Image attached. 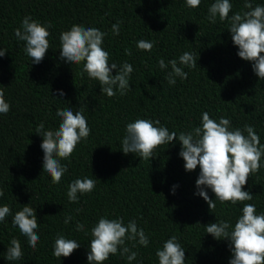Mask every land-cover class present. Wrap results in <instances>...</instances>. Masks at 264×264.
<instances>
[{
  "label": "trees",
  "instance_id": "1",
  "mask_svg": "<svg viewBox=\"0 0 264 264\" xmlns=\"http://www.w3.org/2000/svg\"><path fill=\"white\" fill-rule=\"evenodd\" d=\"M214 2L201 0L193 9L185 0H0V49L7 50L0 57V85L10 104V111L0 114L4 192L0 206L11 209L0 222V264H88L91 228L102 217L122 219L125 226L135 220L149 240L147 247L138 240L126 241L130 252L110 255L104 264H159L156 251L172 236L185 249V264H229V241L216 240L205 226L227 221L234 227L245 203L254 204L257 214L264 213V157L262 167L242 189L253 199L235 205L216 201L210 211L195 194L199 166L192 172L185 170L178 139L159 146L148 160L122 152L126 125L138 118L159 120L158 126L179 135L201 126L204 112L217 122L221 117L229 119L232 130L253 127L264 145V80L255 75L251 62L239 58L228 31L231 17L249 9L245 0H229V18L220 21L217 16L213 24L207 17ZM249 2L253 8L264 6V0ZM26 16L51 26L50 49L39 64L32 63L25 42L15 36ZM117 23L119 35H114L112 26ZM73 25L105 33L102 47L109 53V63L131 64L130 90L125 95L117 89L114 97L101 94L99 82L81 74L82 63L70 65L60 59V33ZM140 40L153 42L154 47L140 50ZM126 50L131 54L126 55ZM184 52L195 55L197 67L179 64ZM160 59L166 64L176 59L187 79L176 77L175 85L168 84L165 77L171 66L162 70ZM69 107L74 113L83 108L91 133L70 158L61 160L67 172L53 183L43 172L42 137L36 128L43 123L45 130L58 129L57 109ZM85 177L97 179L95 189L78 194V202L71 203L68 186ZM207 191L215 200L214 193ZM29 203L39 224L35 248L12 224L15 213ZM67 216L72 220L65 224ZM78 222L84 225L82 231L76 230ZM58 233L80 244L68 258L53 256ZM13 238L20 241L23 256L8 261ZM131 252L137 257L129 262Z\"/></svg>",
  "mask_w": 264,
  "mask_h": 264
},
{
  "label": "clouds",
  "instance_id": "2",
  "mask_svg": "<svg viewBox=\"0 0 264 264\" xmlns=\"http://www.w3.org/2000/svg\"><path fill=\"white\" fill-rule=\"evenodd\" d=\"M189 8L199 7L201 0H185ZM244 7L249 9L243 13L237 12L230 19L228 31L231 33L233 44L238 48L237 55L244 61L252 64L253 72L264 80V6L253 5L245 0ZM232 4L229 0H215L208 9L209 23H216L217 16L220 21L229 18ZM50 25H42L26 16L21 27L15 30L18 40L25 42V53L33 64L43 61L50 49L48 37ZM120 24L112 26L114 35H119ZM167 29V28H166ZM165 29V30H166ZM164 30V31H165ZM105 33L94 27L73 25L70 30L60 33V59L68 64H83L82 72L89 79L99 82L101 94L114 97L117 89L120 95H125L130 90V74L133 72L131 64L124 62L121 66L109 63V53L102 47ZM154 43L146 40L137 42L140 50L151 51ZM7 50L0 49V57H4ZM130 55V51H125ZM179 64L189 68L197 67L195 55L184 52L179 57ZM171 66L165 79L168 84L175 85L176 77L187 79V73L178 66L176 59L168 64L163 59L159 60V67L163 70ZM113 70L116 74L112 75ZM63 92L59 96L63 97ZM3 86L0 85V114L10 111V104L4 98ZM60 118L58 129L45 130L41 123L36 128V134L42 137L40 145L43 151V172L47 173L53 183H59L67 172V166L61 160L71 157L77 145L86 140L91 129L88 126L83 108L74 113L72 108L57 109ZM159 120L136 119L126 125V134L122 139V152L127 155L133 153L141 159L148 160L154 157V151L161 145L179 141L181 151L179 156L184 161V168L192 172L199 166V176L196 180L195 193L208 204L210 211L215 209L216 201L221 204L231 202L251 201L253 196L248 191H243L248 178L252 173L262 167L261 159L264 157V145L253 127L245 125L243 129H231V121L221 117L217 122L211 119L207 112L202 113L201 126L189 132H169L166 127L158 126ZM246 133V135H245ZM126 170V169H124ZM97 179H76L68 186L67 196L71 203L78 202V194H87L96 187ZM173 186L172 194H175ZM208 189L215 195V200L208 195ZM0 188V197H3ZM79 211V210H77ZM11 214L8 205L0 206V222ZM72 220L71 216L65 218V224ZM13 226H18L21 234L27 238L30 247L35 248L39 236V227L36 209L28 205L22 206L12 219ZM196 225H200L197 223ZM84 225L77 223L76 230L82 231ZM206 233L216 240L229 241L231 259L229 264H264V213L257 214L256 206L245 203L242 214L236 220L234 227L227 221L210 223L205 226ZM231 229V230H229ZM90 250L87 254L88 264H104L110 255L121 256L128 254L130 249L125 246L126 241H137L142 246L149 244L148 237L143 229H138L136 221H130L126 226L122 219H108L102 217L91 228ZM80 244L75 239L65 238L57 234L53 245V256L70 257ZM23 256L21 243L13 238L7 248L8 261L20 260ZM159 264H185V249L175 236L167 239L161 249L156 251ZM136 252L127 256L129 262L135 260Z\"/></svg>",
  "mask_w": 264,
  "mask_h": 264
}]
</instances>
